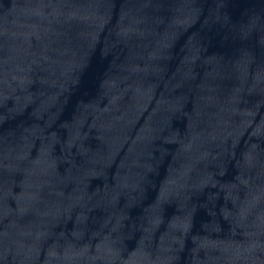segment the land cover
Here are the masks:
<instances>
[{"label": "water", "instance_id": "1", "mask_svg": "<svg viewBox=\"0 0 264 264\" xmlns=\"http://www.w3.org/2000/svg\"><path fill=\"white\" fill-rule=\"evenodd\" d=\"M0 264H264V0H0Z\"/></svg>", "mask_w": 264, "mask_h": 264}]
</instances>
